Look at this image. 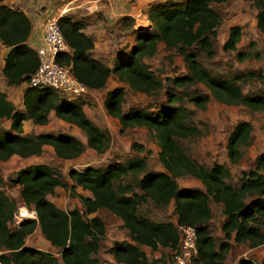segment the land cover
I'll return each mask as SVG.
<instances>
[{
  "label": "trees",
  "instance_id": "16d2710c",
  "mask_svg": "<svg viewBox=\"0 0 264 264\" xmlns=\"http://www.w3.org/2000/svg\"><path fill=\"white\" fill-rule=\"evenodd\" d=\"M228 0H166L151 5L146 12L150 23L148 29L132 30L134 45L126 54H119L108 67L91 57L93 41L82 32V26L67 16L57 20L59 30L68 52L57 55V62L68 66L72 75L92 90L102 88L110 74L134 91L152 95L164 89L166 103L154 112L143 108L122 110L124 90L114 87L105 93L103 108L115 118L121 129L133 126L145 127L158 147L157 159L162 171H145L144 156H131L122 162L103 167L69 168L66 176L73 182L69 194L76 197L81 210L73 207L61 210L46 195L56 187L63 186L61 174L50 165L30 164L0 178V264H99L94 256L104 237V223L93 214L103 208L121 221V228L128 233L129 242L114 241L106 252L116 263L164 264V256L148 259L140 246L155 250L160 247L177 249V225L193 226L196 232L197 255L192 264H224L228 239L248 248L264 244V152L257 154L248 171H240L237 183L230 182L226 165L214 163L210 167L199 164L184 153L178 144L180 139L199 135V129L190 121L192 113L183 103V97L198 109H203L210 98L225 105H242L253 111L264 112V91L243 94L237 79L253 77L252 72L238 74L234 78L220 77L210 73L197 60L194 47L206 57L213 56L211 38L220 24L219 14L211 7ZM254 7L255 26L264 35V0H248ZM129 20V19H128ZM31 29L27 16L17 9L0 5V42L8 50L3 58L1 74L8 86L26 83L37 67L33 49L25 41ZM240 29L230 26L222 49L235 52V59L242 61L250 56L247 50L238 51ZM172 49L185 65L186 73L164 79L155 75L145 64L146 58L156 52L157 43ZM253 42L248 43L252 47ZM195 83L204 86L209 95L188 92ZM180 88L181 95L174 92ZM85 102L79 98L66 99L49 87L26 85L22 92V110L0 91V119L10 121L8 128L0 127V161L10 156L21 158L38 156L42 146L52 148L60 159H74L83 152V143L69 133H39L21 135L22 121L44 125L52 111L59 120L73 125L82 132L85 146L102 153L110 141L109 132L93 123L83 112ZM251 125L240 121L229 132L226 156L230 164L239 161L238 146L248 138ZM136 153L143 146L131 144ZM130 181H124L125 177ZM197 180L203 189L179 188L178 178ZM17 187L22 203L34 213L14 224L16 203L5 194L2 186ZM89 191L90 196L74 192V187ZM150 202L154 207L165 208L172 203L175 216L170 221L155 222L139 214V207ZM209 203L218 205L224 216L220 224L222 239L217 242L207 231L212 218ZM38 226L43 238L59 251V260L50 252L24 245V238ZM237 264H255L241 258ZM261 264H264V257Z\"/></svg>",
  "mask_w": 264,
  "mask_h": 264
},
{
  "label": "rangeland",
  "instance_id": "374dc122",
  "mask_svg": "<svg viewBox=\"0 0 264 264\" xmlns=\"http://www.w3.org/2000/svg\"><path fill=\"white\" fill-rule=\"evenodd\" d=\"M38 1L41 2L42 0H0V5L8 7L12 5L22 8L25 7L27 3L35 4ZM65 1L66 0H63L62 4ZM90 1L95 2L94 4L90 3L95 5L94 10L90 11L84 8H72V10L67 13L69 15L67 17L72 21L79 22L82 26V32L85 26H90L92 28L94 25L96 26L94 28L95 30L92 31V34L95 35V32L98 34L95 45L97 50L95 55L99 56L98 58L103 61L102 63L105 62L111 67L116 56L119 54H126L131 46L134 45L132 44V37H134V34L131 29V23L127 18H121L116 13H114L113 16L108 15L106 17L107 19L104 17V8L108 6L110 0ZM60 5L59 0H51L43 6L41 5L37 7V9H33L35 14L32 19H37V22L42 26V31L45 22L51 19V15L46 14V8H55L52 14L54 17ZM211 7L220 16V24L216 29V34L211 38L214 51L213 56L208 58L194 47H189L187 49L195 51L198 62L214 75L234 78L238 74L252 72L254 75L253 77L244 76L241 79L235 80L243 94L264 91V35L260 33L255 26L256 11L251 5V2L248 0H228L219 4H212ZM230 26H238L240 29V36L236 43V49L238 51L247 50L252 54H257L258 57L250 56L242 61H237L234 51L222 49V44L227 37L228 28ZM249 42H253L254 45L248 47ZM144 62L155 75L162 79L187 72L182 58L175 54L172 49H165L161 42L157 43L155 54L150 58H146ZM110 87H112V83L109 79L106 86L104 85L102 88L103 90L96 89L92 95L85 96L84 99H82L85 102L83 106L85 107L86 113L95 119L99 127L109 132L110 141L107 148L102 153H96L93 150L85 149L78 157L68 161L56 162L55 159L53 162L52 157L46 154V152L42 157L41 161H43V163H49V165L55 167L61 174V181L64 185L56 188L52 194L46 196V198L58 209L68 210L79 204L78 199L69 194V186L72 184L66 176V172L69 168L81 170L85 167H103L108 164L122 162L131 156L138 155L145 157V171L163 170L157 159L158 147L156 146V142L154 138L148 135L145 127L133 126L121 129L118 121L109 116L103 106L100 105L99 99L105 90ZM122 88L124 90V101L122 103L123 111H127L131 108H143L147 111L154 112L167 105L164 89L152 95H145L142 92L130 89L127 84H123ZM173 91L178 92L180 95L181 92H183L180 88H174ZM187 91L196 92L200 95H209L208 90L199 83L190 86ZM16 92H19V90ZM7 94L11 96V94ZM181 96L183 97L184 105L192 112L190 114V121L199 129L200 133L190 139L178 140L179 146L186 155L206 167H210L214 163L226 165L230 174V182L236 184L239 172L251 169L254 164L255 156L264 152V112L253 111L242 105H225L212 98H210L203 109H198L187 100V97L184 96L183 93ZM240 121L249 122L251 131L248 138L238 146L240 155L238 163L230 164L226 156V138L234 125ZM0 122H2L0 124L1 127L4 124L3 121ZM51 126L57 134H76V136L82 140L81 132L75 127L66 123H59L58 121ZM132 143L143 146V151L136 153L131 149ZM14 161L15 160H9V162L3 161L0 176L5 175V171H9L13 168L16 169L17 163ZM130 180V176L124 179L125 182ZM176 182L179 188L203 189L201 184L193 178H178ZM76 188L79 187L75 186L74 192L79 194ZM2 189L16 203L14 215L15 223L25 218L35 217L30 208H26L22 203L17 187L3 185ZM84 191L88 192L87 190ZM209 204L212 209V221L209 224L207 223V231L209 234H212L217 242L219 238L216 237L215 232L220 225V221L218 220L221 216L220 207L212 203ZM138 212L140 215L146 216L155 222H173L175 220L172 203L168 204L165 208H157L150 202H145L139 207ZM104 216L105 217L102 216V220L105 223L104 237L100 240V247L94 255L99 264H107L109 254L106 252V249L109 245L114 241L124 240L128 237L127 231L121 228L120 224L114 222L116 218L112 214L107 212ZM216 223H218L217 227L215 225ZM145 250L146 251H142L149 260L163 255L165 260L164 264H174L172 258L173 251L163 248L151 250L149 247H146ZM53 253L59 260L58 251L55 249Z\"/></svg>",
  "mask_w": 264,
  "mask_h": 264
},
{
  "label": "crops",
  "instance_id": "0c3cea01",
  "mask_svg": "<svg viewBox=\"0 0 264 264\" xmlns=\"http://www.w3.org/2000/svg\"><path fill=\"white\" fill-rule=\"evenodd\" d=\"M46 1L47 0H43L41 2L38 1L35 4L27 3V5L25 7H22V8H19L17 6H12V5L9 6L10 8L18 9L20 12L25 13L26 16H28V18H30L29 21H30L31 29H30L29 35H28L25 43L31 49H34L37 45L40 44L41 38H42V33H43L42 26L40 25L39 22H37V19H35V20L32 19L34 17V14H35L33 9H37V7H40L42 5V3H45ZM163 1H166V0H110L109 3H108V6H105V8H104L105 11H103V13L105 14V16L104 15L103 16L106 18L108 15H112L113 16V14L116 13L121 18L129 19V21L131 23V29L132 30H137L138 31V30H142V29H148L150 27V23H149V21L147 19V15H146L147 9L151 5L159 3V2H163ZM172 1H179V0H172ZM94 9H95V5H94ZM29 14L31 15V17H30ZM67 16H69V15L67 14ZM109 22H111V21H109ZM95 27H96L95 25L93 26V28L90 27V26H85V28L83 30V33L88 35V36H90L92 41H93L94 48L91 51V55H92L91 57L96 59V60H98V61H100V62H103V61L99 60V58H98L99 56L95 55V53L97 51L96 48H95V45H96V41H97V37H98V34L96 32H95V35L92 34L93 33L92 31L95 30L94 29ZM133 38L134 37H132V44H134ZM7 50H8V48L3 46L1 44V42H0V75H1L0 76V91L4 92L6 94L7 99L14 105L15 110H19L20 111V110L23 109V106H22V92H23V90H24V88L26 87L27 84L23 82V83H20L17 86H8V85H6L5 80H4V78H3L2 74H1V68L3 66V58H4ZM105 65L110 67L109 64L107 65L105 63ZM109 79L111 80L112 87H110L107 90H105V92L103 93V95L99 99L100 100L99 102H100L101 106H103V99H104L105 93L108 90H110V89H112L114 87H119V86L122 87V85H123V83H121V82H119L117 80L115 75L110 74L109 77L107 78L105 86H106L107 82L109 81ZM102 88H100V89L103 90ZM17 90H19V92H16ZM94 92H95V90H92L90 95H92V93H94ZM7 93L11 94V96H9ZM82 110H83L84 114L93 123H95L98 126V124L95 121V119H93L89 114L86 113L84 106L82 107ZM0 121H3V124H4L3 126H1L2 128H8L9 127V124H10L9 120L0 119ZM57 121L59 123H65V122L59 120L57 117H55V115H54V113L52 111H50L48 113V115H47V123L44 124V125L33 124L30 120L22 121V124H21V135H30V134H39V133H53V134H57L56 132H54L53 127L51 126L53 123H56ZM1 123L2 122H0V124ZM66 124H68V123H66ZM68 125H70V124H68ZM70 126L75 127L73 125H70ZM75 128H77V127H75ZM58 134H60V133H58ZM81 134H82V132H81ZM72 135L76 136V134H72ZM81 136H82V140L79 137H77V136L76 137L83 143V151H84L85 149H89V148L87 146H85V138H84L83 134ZM45 152L50 157H52V161L53 162L55 161V159H56V162H58V161H66V159L57 158L55 156L52 148L50 146H48V145H44V146H42V152L38 156H29V157H26V158H21V157H19L17 155L10 156L6 161L9 162V160H15L14 162L17 163L16 169L13 168V169H11L9 171H5L6 172L5 175L0 176V178L3 181H5V176L8 173H10L12 171H15V170H17V169H19L21 167L30 165V164H45V165H49V163H43V161H41L42 157L45 154ZM70 160H72V159H70ZM6 161H4V162H6ZM2 164H3V161H0V169H1L0 172H2V168H1ZM72 184H73V182H72ZM77 187H79V186H77ZM56 188H58V187H56ZM76 190H77V192L79 194H82L83 196H88V197L90 196V193H88L89 191L86 192V191L82 190V188H80V187L76 188ZM75 207L77 209L81 210L80 204H78ZM209 207H210V204H209ZM107 212L108 211L103 209V208H98L93 214H90L88 216L95 215V216H98L102 220L103 219L102 216L105 217L104 215H106ZM211 212H212V209H211ZM115 218L116 219L114 220V222H116L117 224L121 225V221L117 217H115ZM223 219H224V216L221 214L220 218L218 219L220 221L219 222L220 224L222 223ZM211 221H212V218L207 223L209 224ZM19 223L20 222H18V223L14 222V224H19ZM173 223H174V221H173ZM215 225L217 227L218 223H216ZM104 230H105V223H104ZM216 230H217L215 232L216 237H218L219 239H222V233L220 231V225H219V227H217ZM210 235L212 236V234H210ZM232 236H231L230 239L227 240L228 244H229V247H228V250H227V252L225 253V256H224V260H223L224 264H237L238 260L241 259V258L251 260L255 264H261L262 259L264 257V244L260 245L258 247L248 248L246 244H243V243L236 244L233 241ZM120 241H122V240H120ZM123 241L129 242V237H127V239L125 238ZM24 245L28 246V247H34V248H38V249L50 252L53 255H54L53 251L55 249L57 251H59L57 248L53 247L48 241H46L43 238V236L40 233V230H39L38 226L35 227V229L33 230V232L31 234L27 235L24 238ZM110 246L111 245H109L108 247H110ZM99 247H100V243H99ZM158 248H160V247H158ZM140 249L143 250V251H146L145 250L146 246H140ZM107 264H117V263L112 259L111 255H109L108 258H107ZM118 264H121V263H118Z\"/></svg>",
  "mask_w": 264,
  "mask_h": 264
},
{
  "label": "built area",
  "instance_id": "2783aa9c",
  "mask_svg": "<svg viewBox=\"0 0 264 264\" xmlns=\"http://www.w3.org/2000/svg\"><path fill=\"white\" fill-rule=\"evenodd\" d=\"M95 3L90 0H66L56 10V15L43 25L41 42L33 50L37 58V67L29 77L27 85L31 87H49L61 97L71 99H84L89 96L92 89L79 82L71 73L68 66L57 62V55L68 52L67 45L59 30L57 20L72 8L94 10ZM177 249L172 252L174 264H192L197 255L196 232L193 226L177 225Z\"/></svg>",
  "mask_w": 264,
  "mask_h": 264
},
{
  "label": "water",
  "instance_id": "95a60500",
  "mask_svg": "<svg viewBox=\"0 0 264 264\" xmlns=\"http://www.w3.org/2000/svg\"><path fill=\"white\" fill-rule=\"evenodd\" d=\"M42 1H43V0H42ZM48 1H51V0H47L45 3H42V6L45 5ZM59 1H60V4H61L63 0H59ZM46 9H47L46 14H47V15H51L50 18H52V17H53L52 14H53L55 8H53V7H49V8H46ZM50 18H49V19H50Z\"/></svg>",
  "mask_w": 264,
  "mask_h": 264
}]
</instances>
